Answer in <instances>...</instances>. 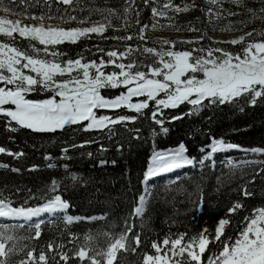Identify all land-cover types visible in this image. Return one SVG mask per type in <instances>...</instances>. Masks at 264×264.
<instances>
[{"label":"snow or ice","instance_id":"snow-or-ice-1","mask_svg":"<svg viewBox=\"0 0 264 264\" xmlns=\"http://www.w3.org/2000/svg\"><path fill=\"white\" fill-rule=\"evenodd\" d=\"M16 0H0V11L17 16L22 13L15 12L11 7ZM64 5H73L78 0H59ZM210 5L205 9L208 22L213 23L226 17L241 15L247 12L249 19L237 23L247 26L255 20H264V7L259 10L247 7L245 0H227L240 11L225 9V0H205ZM145 6L156 4L151 8L154 18L151 25H140V9L136 0H125L123 6V23L120 29L114 28L109 16H117L114 8L95 11L102 16L100 20H91L92 11L85 18L75 15L58 17L64 22L77 21L83 25L91 21L90 27L64 28L53 25H25L20 19L12 20L7 16L0 17V121L7 131L15 132L27 129L34 133H55L64 130L67 126L84 124V131H104L109 133L115 125L134 123L144 110L151 109V120L160 127V131L167 134L165 127L164 110L176 109L187 103L191 105L188 113L173 116L171 120L182 119L184 115H195L205 107L221 106L227 104L239 105L244 100L249 106H256L258 101L264 99V32H247L244 36L228 41H215L207 37L204 32L199 38L191 40L173 41L160 39L152 41L154 46H148L146 32L164 28H181L175 24L174 16L169 12L179 14L190 11L195 5L185 4L183 7L173 3V0H143ZM264 3V0H262ZM83 10V9H81ZM40 19L44 16L28 17ZM52 19L54 17H47ZM161 20L167 23H161ZM139 25L138 32L125 36L106 37L104 34L111 28L114 31H127L133 25ZM188 31H203L189 25ZM233 22L229 21L221 31H234ZM92 34L101 39H114L118 41L138 40L141 43L133 46L124 44L123 50L113 48L105 50L97 46L99 59L87 60L83 56L63 60L66 55L57 50V46L64 43L76 44L82 38H91ZM22 38L36 43H30L29 48H21L16 44V38ZM260 36L261 39L249 40V37ZM209 39V46L193 47L191 49L177 50V43L202 45V41ZM227 43L233 46L242 45L238 52L212 45ZM38 45L40 47H38ZM138 56L152 57L151 62H143ZM113 71H105L107 68ZM60 77H67L59 79ZM124 91L114 97L103 94L105 89H119ZM38 91L52 93L46 99H31L29 96ZM207 102V103H205ZM124 108L137 115H98L101 110L116 112ZM243 111V107L240 108ZM138 131V130H137ZM138 138V137H137ZM207 146L210 151L199 161L211 160L213 154L238 148V145L226 143L223 139L210 138ZM87 143V142H86ZM82 146V145H81ZM75 147V145H74ZM67 153L68 149L62 150ZM183 142L175 149L154 151L149 167L147 168L143 184L144 191L137 197V204L131 215L142 218L146 212L151 190L148 182L155 177L172 173L185 167H195L197 161L190 158ZM201 152L204 148L200 149ZM250 151L264 153V149L253 148ZM0 154H6L19 159L23 151L12 152L0 146ZM264 161H244L239 164L228 161L230 169L244 167ZM52 167L53 165H49ZM0 167H8L0 164ZM12 171H19L12 169ZM264 168L255 173L259 175ZM255 175L250 182H254ZM78 178L73 176L72 180ZM179 179V177L177 178ZM175 182V181H173ZM59 184L56 180L51 182V190L57 192ZM244 196L251 193L244 188ZM203 206V196L200 197L199 207ZM71 207L70 203L56 194L45 204L38 207H13L12 201L0 192V218L23 220L24 223H0V264H9L12 254L24 251L18 247L21 239L38 240L41 236L43 220L30 223L34 217L42 213H66ZM239 202L228 211L234 213L242 208ZM80 217L65 215V224H73ZM95 220L96 217L84 218ZM228 221L221 219L216 228L214 240L221 241L224 236L225 225ZM27 229L31 233L27 237H18L19 229ZM134 225L125 221V229L118 234L104 232L106 247L94 246L97 239L92 234L85 235L84 243L77 247L70 256L68 252L58 251L64 245L49 243L47 252L41 251L38 255L35 249L26 252V258L19 264H49L48 253L59 256L57 264H69L70 259H78L81 264H114L120 252H136L141 244L139 234L133 236L135 247L129 245V235ZM73 240L78 239L74 235ZM212 241L201 232L198 236L187 239L186 234H179L175 238L166 236L162 241H153L151 247L155 254L145 253L142 264H204L203 256ZM218 253L208 258L207 264H264V208L254 209L253 213L245 217L244 225L235 238L221 241ZM55 256L52 257L55 260Z\"/></svg>","mask_w":264,"mask_h":264},{"label":"trees","instance_id":"trees-1","mask_svg":"<svg viewBox=\"0 0 264 264\" xmlns=\"http://www.w3.org/2000/svg\"><path fill=\"white\" fill-rule=\"evenodd\" d=\"M124 2L125 0H78L69 6L60 3L59 0H16L11 7L15 12L23 15H9L27 19H31L28 18L31 16H44V20L78 23L64 22L58 17L75 15L78 18H85L91 10V20H100L102 16L95 9L114 8L117 9L118 15L109 16V19L114 28L120 29L123 23ZM136 2L140 9V25H151L154 20L151 8L158 5L145 6L143 0ZM245 2L247 7L256 10L264 7L262 0H245ZM5 3L7 4L8 0H5ZM173 3L181 7L185 4L195 5L187 12L179 14L169 12L170 16H174L175 24L183 26L181 29L184 31H188L191 25L202 29V32L198 31L200 33L207 30L210 33L264 32L263 20H255L247 26L237 23L249 19L247 12L209 23L204 10L210 5L205 0H173ZM224 8L240 11L227 0ZM49 16L54 18L48 19ZM229 21L233 22L237 30L221 31ZM138 29L139 25L133 22L127 31H114L110 28L104 35L125 36L138 32ZM148 31L146 32L148 46H154L152 41L155 40ZM248 39L259 40L261 37L254 36ZM0 40L6 38L0 37ZM30 43L36 42L18 36L16 38V44L21 48L28 49ZM125 43L135 46L141 42L101 39L93 34L91 38H82L76 44L59 45L57 50L66 54L61 57L63 60L79 56L87 60H98L100 53L97 52V46L106 51L113 48L123 50ZM199 46L207 48L209 39L202 41V45L176 44L177 50ZM212 46L225 48L234 53L242 48V45L233 46L226 43ZM138 59L151 62L154 58L138 56ZM105 91L114 90H103ZM51 95L52 93L43 91L30 98L45 99ZM154 107V104H150V108L144 110V114L134 123L115 125L111 133L108 130L84 131V124L87 122L67 126L64 130L55 133H34L19 128L15 132H10L0 121V146L12 152L24 153L19 159L0 154V164L8 166L0 167V192L4 197L12 201L13 207H38L54 195L60 194L71 205L66 213H61L57 217L51 218L45 214L39 219H33L30 223L44 221L41 224L40 238L19 240L18 247H23L24 251L12 254L9 264H19L20 260L26 258V252L31 249H35L37 255L41 251L47 252L49 243L63 244L64 248L58 251L68 252L71 256L72 252L84 243L83 238L88 234L97 237L94 246L106 247L107 240L102 234L106 231L112 234L120 233L125 229V221L134 225L133 232L129 235L130 247H135L132 239L136 234L140 235L141 244L135 253L131 251L118 253L114 264H142L145 253L155 254V250L151 247L153 241L160 242L166 236L175 238L179 234H186L187 240L198 236L201 232L212 241L203 256V261L206 262L209 257L220 251L221 241L229 237L235 238L244 225L245 217L250 216L254 209L264 208V172L255 175L264 168V163L230 169L218 156L215 166L185 170L177 174L175 182L152 181L151 197L144 216L133 217L131 213L137 204V197L144 191L142 182L154 151L175 149L183 142L188 150L186 155L195 158L199 163L208 149L210 138H216L238 145L245 150L228 154V157L236 163L264 161V154H247L252 152L250 150L253 148L264 149V99L258 101L256 106H249L241 100L239 105L205 107L195 115H184L178 120H171V117L188 113L191 105L185 103L176 109H165L164 126L169 129L167 134L161 132L160 127L151 120V109ZM241 107L243 111H240ZM115 115L137 114L121 108L113 112V116ZM201 148H204L203 152L200 151ZM63 149H68L67 153H64ZM254 175V182H250ZM73 176L78 179L72 180ZM53 180L59 184L57 192L51 190ZM244 188L251 193L250 196H244L242 191ZM201 195L202 208L199 207ZM237 202L243 207L234 213H229L228 210ZM65 215L81 219L68 225L63 221ZM90 217L97 219H84ZM221 219L227 220L228 224L225 225L221 241H215L216 228ZM0 223L21 222L0 219ZM16 235L27 237L31 233L26 226L24 229H19ZM73 235L78 239L73 240ZM48 256L49 264H57L59 261V256L55 253H48ZM53 256L56 257L55 260L52 259ZM69 264H81V262L73 258L70 259ZM84 264L88 262L85 261Z\"/></svg>","mask_w":264,"mask_h":264},{"label":"rangeland","instance_id":"rangeland-1","mask_svg":"<svg viewBox=\"0 0 264 264\" xmlns=\"http://www.w3.org/2000/svg\"><path fill=\"white\" fill-rule=\"evenodd\" d=\"M163 2V0H162ZM3 16H7L9 19L12 20H16V19H20L22 21V24L25 25H39L41 23H43L44 25H53V26H58V27H64V28H74V27H90L91 24L86 23V24H79V23H62L59 21H52V20H43L41 21L40 19H27V18H23V17H14L12 15H9L7 13L1 12L0 11V17ZM161 23H167V21L165 20H161ZM264 23V20H263ZM264 25V24H263ZM180 28H183V26H178ZM207 33V37L211 38V40H215V41H228L234 38H238L240 36H244L247 32H241V33H224V32H219V31H215L214 33H210L208 30L204 31ZM203 32V33H204ZM203 33H200L198 31H184V30H180V31H176L175 28H164V29H157V30H151L149 29L148 34L152 37L153 40L157 41L160 39H167V40H173V41H182V40H191V39H197L199 38ZM93 35V34H92ZM95 35V34H94ZM227 44V43H226ZM191 45V44H190ZM193 46V45H191ZM115 69L109 67L107 69H105V71H113ZM67 77H60L59 79H65ZM114 91H105L103 92V94L107 97H114L116 95H119L121 92L124 91V89H113ZM41 92L43 91H38L35 93H32L30 97L36 95H39ZM48 98V97H46ZM45 98V99H46ZM98 115H110L113 116V112L112 111H107V110H101L100 112H98ZM210 151V149L208 148L205 152V155ZM236 151V149H230L227 151H222V152H217L215 154H213L212 159L211 160H204L203 164L197 163L195 167H185L183 169H179L176 170L172 173H168L165 174V176H158L153 178L152 180H150L148 182L147 187L151 190L152 189V181H160L163 180L165 182H172L175 180L177 174L179 173V171H185L191 168H203L205 166H215L216 162H217V158L218 156H220V159L222 160V162H225L228 164V161L231 160L233 163L234 162L231 158L228 157V154L230 152ZM237 152V151H236ZM248 152V151H247ZM247 154H259V153H255V152H249ZM204 155V156H205ZM239 164V163H236ZM145 188V185H144ZM61 212H58L56 214H50V213H42L43 215H48V216H53V215H59ZM35 218V217H34ZM0 219H4V218H0ZM203 259V258H202ZM204 262V261H203ZM208 260L206 262H204V264H207Z\"/></svg>","mask_w":264,"mask_h":264},{"label":"bare ground","instance_id":"bare-ground-1","mask_svg":"<svg viewBox=\"0 0 264 264\" xmlns=\"http://www.w3.org/2000/svg\"><path fill=\"white\" fill-rule=\"evenodd\" d=\"M179 170V169H178ZM62 213V212H61ZM60 213V214H61ZM44 216V215H43ZM42 217V214H41V216H39V217H35V218H41ZM51 218H54L55 216H50ZM4 220H7V221H13V222H17V221H19V222H24L23 220H18V219H6V218H4ZM33 220V219H32Z\"/></svg>","mask_w":264,"mask_h":264}]
</instances>
